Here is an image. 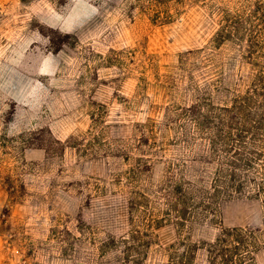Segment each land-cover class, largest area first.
Wrapping results in <instances>:
<instances>
[{"label":"rangeland","instance_id":"rangeland-1","mask_svg":"<svg viewBox=\"0 0 264 264\" xmlns=\"http://www.w3.org/2000/svg\"><path fill=\"white\" fill-rule=\"evenodd\" d=\"M236 2L186 0L174 22L154 26L133 0H0V264H121L107 244L128 231L132 171L159 209L169 176L209 189L217 166L195 120L229 106L253 73L243 44L212 42ZM50 135L79 152L57 157ZM214 220L183 237L260 227L264 209L244 190ZM155 234L144 264H167L175 228Z\"/></svg>","mask_w":264,"mask_h":264},{"label":"trees","instance_id":"trees-1","mask_svg":"<svg viewBox=\"0 0 264 264\" xmlns=\"http://www.w3.org/2000/svg\"><path fill=\"white\" fill-rule=\"evenodd\" d=\"M185 1L133 0L131 7L152 25L165 26L179 16ZM212 42L214 47L225 42L243 44L253 73L244 93L229 106L210 107L195 120L204 128L212 150L210 160L217 166L211 172L209 189H197L193 183L185 185L183 178L169 176L159 188V209L151 206L137 185L139 173L132 171L126 182L133 187L127 201L128 231L118 240L109 237L107 244L108 249L120 251L121 264H144L155 232L166 224H173L176 239L167 249V264H200L196 260L200 251L203 264H255V255L264 250V221L256 228L222 229L211 242L196 244L190 242L189 234L183 237L194 225L215 224L219 202L232 194L250 191L264 209V0H237L234 10H222ZM50 141L57 147V157L66 148L79 152L70 143L72 137L61 143L50 135ZM37 148L49 154L42 145ZM141 213L149 217L141 220ZM4 223L0 219V225ZM78 231L82 234L80 227Z\"/></svg>","mask_w":264,"mask_h":264},{"label":"crops","instance_id":"crops-1","mask_svg":"<svg viewBox=\"0 0 264 264\" xmlns=\"http://www.w3.org/2000/svg\"><path fill=\"white\" fill-rule=\"evenodd\" d=\"M107 264H120L119 262L115 261L113 263H107Z\"/></svg>","mask_w":264,"mask_h":264}]
</instances>
